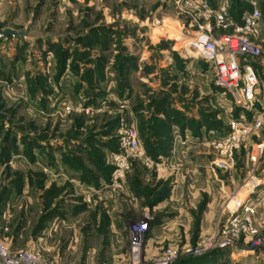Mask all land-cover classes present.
<instances>
[{
    "label": "rangeland",
    "instance_id": "rangeland-1",
    "mask_svg": "<svg viewBox=\"0 0 264 264\" xmlns=\"http://www.w3.org/2000/svg\"><path fill=\"white\" fill-rule=\"evenodd\" d=\"M209 4L225 21L193 0H0V30L26 34L0 38V259L264 264V0ZM202 32L253 46L251 96L189 51Z\"/></svg>",
    "mask_w": 264,
    "mask_h": 264
},
{
    "label": "built area",
    "instance_id": "built-area-1",
    "mask_svg": "<svg viewBox=\"0 0 264 264\" xmlns=\"http://www.w3.org/2000/svg\"><path fill=\"white\" fill-rule=\"evenodd\" d=\"M177 3H182L183 0H176ZM187 3V0H184ZM192 1V0H190ZM199 3L200 8L205 12L212 13L215 17L216 23L225 21L228 15V7L225 4L220 5L217 9L211 7L207 0H193ZM260 14L258 9L254 7L248 11L240 25H236L237 32L255 33L258 30ZM192 45L189 46V51L203 57L209 62L212 67L215 79L229 89L240 90L245 97H249L254 93L256 75L251 65H248L242 70L237 61L238 55L244 53L249 48L252 50L253 46L243 39L241 36L232 35L225 36L219 40H215L208 33L202 32L189 40ZM251 53H257V47ZM138 140L134 132L127 134L124 146L127 151L133 152L138 148ZM4 264H9L5 259H0ZM0 262V264H3Z\"/></svg>",
    "mask_w": 264,
    "mask_h": 264
},
{
    "label": "water",
    "instance_id": "water-1",
    "mask_svg": "<svg viewBox=\"0 0 264 264\" xmlns=\"http://www.w3.org/2000/svg\"><path fill=\"white\" fill-rule=\"evenodd\" d=\"M7 35L20 36L26 34L24 32H15L11 29L0 30V38L6 37Z\"/></svg>",
    "mask_w": 264,
    "mask_h": 264
},
{
    "label": "crops",
    "instance_id": "crops-1",
    "mask_svg": "<svg viewBox=\"0 0 264 264\" xmlns=\"http://www.w3.org/2000/svg\"><path fill=\"white\" fill-rule=\"evenodd\" d=\"M218 1H220V0H209V2L212 5L215 4V3H217ZM236 2H237L236 7H234L235 8V11L239 10V8L242 6L244 0H236ZM234 17H235V15H234ZM182 56H184V55L182 54ZM54 220L55 219H53L52 222H51L52 225L55 223Z\"/></svg>",
    "mask_w": 264,
    "mask_h": 264
},
{
    "label": "bare ground",
    "instance_id": "bare-ground-1",
    "mask_svg": "<svg viewBox=\"0 0 264 264\" xmlns=\"http://www.w3.org/2000/svg\"><path fill=\"white\" fill-rule=\"evenodd\" d=\"M186 45H187V47L189 48V46L192 45V44H191V42L188 40V41H186ZM0 262H2V261H0ZM2 263L4 264V262H2Z\"/></svg>",
    "mask_w": 264,
    "mask_h": 264
}]
</instances>
